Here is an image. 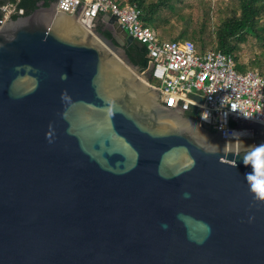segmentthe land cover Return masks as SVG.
<instances>
[{
	"label": "water",
	"instance_id": "95a60500",
	"mask_svg": "<svg viewBox=\"0 0 264 264\" xmlns=\"http://www.w3.org/2000/svg\"><path fill=\"white\" fill-rule=\"evenodd\" d=\"M58 1L0 26V264H264L251 164L204 150L222 130L161 101L114 14Z\"/></svg>",
	"mask_w": 264,
	"mask_h": 264
},
{
	"label": "built area",
	"instance_id": "2783aa9c",
	"mask_svg": "<svg viewBox=\"0 0 264 264\" xmlns=\"http://www.w3.org/2000/svg\"><path fill=\"white\" fill-rule=\"evenodd\" d=\"M57 6L68 13H78L87 27L94 26L99 16L114 14L134 39L146 44L149 65L153 66L150 84L161 91L165 105H182L187 107L186 112L198 111L199 122L214 131L219 130L223 112L231 111L233 102L237 111H249L255 118L264 119V71L260 68L242 71L232 55L223 50H200L190 38H161L154 27L142 20V10L136 4H121L117 0H59ZM0 8V26L12 14H24L13 2ZM205 112L209 113L208 120L204 119ZM235 116L232 113L229 119ZM247 129L252 133L248 136H252L253 129Z\"/></svg>",
	"mask_w": 264,
	"mask_h": 264
},
{
	"label": "rangeland",
	"instance_id": "374dc122",
	"mask_svg": "<svg viewBox=\"0 0 264 264\" xmlns=\"http://www.w3.org/2000/svg\"><path fill=\"white\" fill-rule=\"evenodd\" d=\"M168 3L173 8L166 6L162 9L159 36L179 39L186 31L189 37L185 38L193 37L202 50L216 49L220 23L235 13L239 15L241 11L239 0H168ZM258 25L264 26V11L259 16ZM258 33H247L243 40L237 41L236 55L240 63L245 64V70L259 68L257 61L264 65V34L261 30Z\"/></svg>",
	"mask_w": 264,
	"mask_h": 264
},
{
	"label": "trees",
	"instance_id": "16d2710c",
	"mask_svg": "<svg viewBox=\"0 0 264 264\" xmlns=\"http://www.w3.org/2000/svg\"><path fill=\"white\" fill-rule=\"evenodd\" d=\"M51 0H0V7L6 2H13L17 8H22L24 14L32 12L40 5H48ZM240 1V14L236 13L233 16L225 18L217 29V47L216 50H223L232 55L237 62V68L245 70V64L240 63L236 55L238 49L237 41L243 40L247 33H258L261 30L264 34V26L258 25V19L264 11V0H239ZM121 4H136L141 10L142 20L154 27L157 31L161 25V11L164 7L168 6L173 8V5L168 3V0H120ZM2 15L0 8V16ZM21 14H12L17 17ZM110 36V33L105 32ZM259 34V33H258ZM189 37L186 31L182 32L180 38ZM193 39V37H192ZM264 40V35L262 36ZM195 42V40L193 39ZM197 45V44H196ZM198 47V46H197ZM126 51L134 64L138 65L141 71L149 67L148 49L145 43L134 39L130 44L125 45ZM202 50V49H200ZM206 50V49H204ZM256 64L264 71L262 62L257 61ZM187 115L198 119V111L192 109L187 111Z\"/></svg>",
	"mask_w": 264,
	"mask_h": 264
},
{
	"label": "clouds",
	"instance_id": "9594fccd",
	"mask_svg": "<svg viewBox=\"0 0 264 264\" xmlns=\"http://www.w3.org/2000/svg\"><path fill=\"white\" fill-rule=\"evenodd\" d=\"M68 73L65 71L62 73L61 78L67 79ZM237 105L235 102L232 104L231 111L225 110L223 112L221 121L218 128L222 130L224 141L221 143L218 140H213L210 134L206 131H201L203 141L201 146L205 151L210 153H222L219 155V159L224 161L226 158H231L233 163L239 160V164L242 163L245 166L251 164V170L244 173L249 186L250 191L254 193V198L257 201L264 200V140L259 143H249L245 137L251 135L247 128H231L228 126L229 116L235 113L237 116L254 119L260 123H264V119L255 118L252 112L241 110L237 111ZM208 112L204 113V119L208 120ZM190 164H194L195 160L189 161ZM185 196L191 195L189 192L184 193ZM209 231L211 226H208Z\"/></svg>",
	"mask_w": 264,
	"mask_h": 264
},
{
	"label": "flooded vegetation",
	"instance_id": "af4514ba",
	"mask_svg": "<svg viewBox=\"0 0 264 264\" xmlns=\"http://www.w3.org/2000/svg\"><path fill=\"white\" fill-rule=\"evenodd\" d=\"M103 16V15H102ZM102 16H99V18L97 19V21H98V26H99V28L100 29H106L107 28V25H106V23L105 22H103L102 20H101V17ZM105 32H107V30H105Z\"/></svg>",
	"mask_w": 264,
	"mask_h": 264
}]
</instances>
